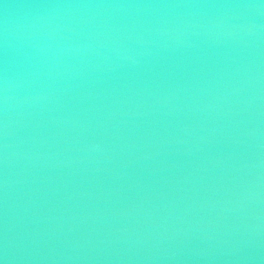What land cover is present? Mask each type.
Here are the masks:
<instances>
[{
    "label": "water",
    "instance_id": "1",
    "mask_svg": "<svg viewBox=\"0 0 264 264\" xmlns=\"http://www.w3.org/2000/svg\"><path fill=\"white\" fill-rule=\"evenodd\" d=\"M0 264H264V0H0Z\"/></svg>",
    "mask_w": 264,
    "mask_h": 264
}]
</instances>
